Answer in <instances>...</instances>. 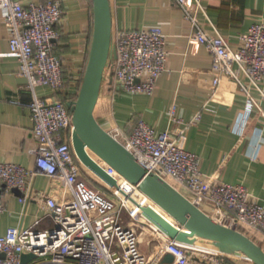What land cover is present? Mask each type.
<instances>
[{"label":"built area","instance_id":"built-area-1","mask_svg":"<svg viewBox=\"0 0 264 264\" xmlns=\"http://www.w3.org/2000/svg\"><path fill=\"white\" fill-rule=\"evenodd\" d=\"M176 2L192 25L190 38L204 45L211 56L212 93L222 77L260 89L264 83V21L250 25L239 35L238 46L232 47L217 27L213 26V32L208 34L199 25L198 12L205 13L201 0ZM63 12L62 0H0V13L9 31V52L17 57L19 74L25 77L31 93L28 107L36 139V169L0 161V188L17 189L19 201L26 205L32 178L38 171L59 180L70 192V197L61 199L39 193L46 215L51 218L47 227H40L37 219L29 227L10 226L0 233V264H23L22 254L27 252L51 264H148L137 246L139 225L155 231L160 239L159 253H170L180 264H206L203 259L208 255H227L170 237L143 213L141 206L149 205L168 215L136 184L90 152L115 181L112 185L77 156L72 112L66 101L40 97L35 91L38 85H47L55 92L65 87L63 61L55 52L60 35L56 24ZM112 43L116 57L108 60L103 79L112 74L123 91L151 94L166 69L168 56L161 28L119 29L112 32ZM251 106L252 101L248 100L234 122L235 132H244ZM199 115L198 112L191 121L183 123L172 105L170 120L183 123L174 132L166 129L157 133L143 118L134 121L129 133L119 127L108 131L127 147L146 173L171 179L173 183L168 181L172 185L217 221L237 229L247 224L264 234V206L243 184L226 183L202 173L200 157L184 147L186 129ZM85 171L101 187L84 176ZM5 210L0 196V214Z\"/></svg>","mask_w":264,"mask_h":264},{"label":"crops","instance_id":"crops-1","mask_svg":"<svg viewBox=\"0 0 264 264\" xmlns=\"http://www.w3.org/2000/svg\"><path fill=\"white\" fill-rule=\"evenodd\" d=\"M109 3L112 32L158 26L165 35L168 56L166 69L151 94L127 93L115 82L112 86L102 84L94 109L97 121L106 130L119 127L129 133L134 121L143 118L157 133L166 129L174 132L199 112V117L186 129L184 147L200 157V171L226 183L243 184L264 206V83L258 89L222 77L212 93L211 56L204 45L190 38L192 25L176 0H109ZM201 3L205 13L198 12L199 25L208 34L213 32V26L217 27L232 47L238 46L239 35L250 25L264 21V0H201ZM62 5L64 12L56 24L60 35L55 52L63 61L65 87L55 92L47 85H38L35 91L40 97L67 102L77 93L82 80L91 42L93 11L91 0H62ZM8 37V27L0 13V161L35 170L36 139L28 107L31 93L26 88L25 77L19 74L17 57L9 52ZM248 100L252 101L250 116L244 132L239 134L233 125ZM172 105L183 123L170 120ZM35 172L26 205L19 201L17 189L0 188L6 205L0 214V233L10 226L29 227L37 219L40 227H47L51 218L40 199L42 191L57 199L70 197L69 190L59 180ZM138 227L137 246L148 264H180L174 259L167 262L166 253H159L160 239L155 231L149 226ZM238 229L264 249L262 232L247 224ZM204 258L206 264H256L236 255ZM23 264L51 263L36 256Z\"/></svg>","mask_w":264,"mask_h":264},{"label":"water","instance_id":"water-1","mask_svg":"<svg viewBox=\"0 0 264 264\" xmlns=\"http://www.w3.org/2000/svg\"><path fill=\"white\" fill-rule=\"evenodd\" d=\"M93 27L88 58L75 99L68 100L72 112L73 146L77 156L91 170L112 185L115 181L94 161L90 152L111 165L119 174L154 201L171 219L149 205L143 213L170 237L186 243H200L227 255L244 256L264 264V249L235 226L217 221L204 212L167 179L145 169L127 147L104 129L94 115L103 73L108 60L116 57L112 43V16L109 0H91ZM3 256V254H0ZM36 257L22 254L25 263ZM173 260L170 253L164 255Z\"/></svg>","mask_w":264,"mask_h":264},{"label":"trees","instance_id":"trees-1","mask_svg":"<svg viewBox=\"0 0 264 264\" xmlns=\"http://www.w3.org/2000/svg\"><path fill=\"white\" fill-rule=\"evenodd\" d=\"M102 84L103 85H107V84H109V85H113L114 84V78H113V75L112 74H110V76L108 77V75L104 78V79H102ZM75 97H76V94H72V96H71V99H75ZM169 180V179H168ZM170 181V180H169ZM171 182V181H170ZM171 183H173V182H171Z\"/></svg>","mask_w":264,"mask_h":264},{"label":"rangeland","instance_id":"rangeland-1","mask_svg":"<svg viewBox=\"0 0 264 264\" xmlns=\"http://www.w3.org/2000/svg\"><path fill=\"white\" fill-rule=\"evenodd\" d=\"M83 175L84 176H86V177H88V178H90L91 179V181L94 183V184H96V186H100L101 187V184L100 183H98L97 181H95V180H93L92 178H91V176H90V174L88 173V172H83ZM170 181H171V179H169ZM172 182V181H171ZM123 217V216H122ZM127 223H124V225H126ZM130 224H134L132 221H130ZM139 227H141V225H139ZM138 227V228H139Z\"/></svg>","mask_w":264,"mask_h":264},{"label":"bare ground","instance_id":"bare-ground-1","mask_svg":"<svg viewBox=\"0 0 264 264\" xmlns=\"http://www.w3.org/2000/svg\"><path fill=\"white\" fill-rule=\"evenodd\" d=\"M166 217V216H165ZM166 218H168L169 219V217L167 216ZM232 226V225H231ZM194 244H196V243H194ZM197 246H199V247H202V248H205V249H208V250H210L208 247H206V246H203V245H201L200 243H197L196 244Z\"/></svg>","mask_w":264,"mask_h":264}]
</instances>
